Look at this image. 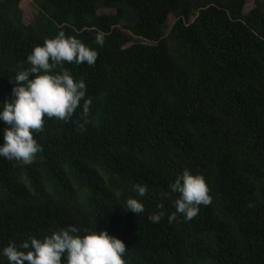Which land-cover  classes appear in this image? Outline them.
<instances>
[{"label": "trees", "instance_id": "trees-1", "mask_svg": "<svg viewBox=\"0 0 264 264\" xmlns=\"http://www.w3.org/2000/svg\"><path fill=\"white\" fill-rule=\"evenodd\" d=\"M21 2L0 0V103L59 31L98 58L64 64L92 98L84 130L45 116L32 164L0 157V249L73 224L121 239L126 264H264V0H33L28 24ZM184 168L212 203L169 223Z\"/></svg>", "mask_w": 264, "mask_h": 264}, {"label": "clouds", "instance_id": "clouds-1", "mask_svg": "<svg viewBox=\"0 0 264 264\" xmlns=\"http://www.w3.org/2000/svg\"><path fill=\"white\" fill-rule=\"evenodd\" d=\"M95 43L103 46L105 35L98 32ZM98 51L86 46L75 36H66L59 31L54 38H46L42 45L35 46L27 55L29 68L17 71L11 99L0 103V122L4 143L0 144V157L30 165L42 145L34 138V133L44 129L46 116L60 121H75L78 130L90 122L92 98L87 96L83 78H74L72 72L64 68L65 63L94 66ZM59 69V71H58ZM31 77V78H30ZM171 193L178 194L174 200L175 211L168 216V222L177 214L185 221H192L200 211V206L212 203L210 189L202 174L193 173L189 168L176 175L169 184ZM132 190L139 196L148 193L146 184L137 183ZM127 211L135 215L144 212V204L136 198H128L124 204ZM159 212H153L148 219L158 223L164 218L163 205ZM80 230L73 224L54 229L43 238L29 236L19 245L10 243L0 249V256L8 264H126L122 258L126 245L107 231Z\"/></svg>", "mask_w": 264, "mask_h": 264}, {"label": "rangeland", "instance_id": "rangeland-1", "mask_svg": "<svg viewBox=\"0 0 264 264\" xmlns=\"http://www.w3.org/2000/svg\"><path fill=\"white\" fill-rule=\"evenodd\" d=\"M32 4H33V0H22L21 2V6L23 9V21L28 24L31 21L32 18ZM253 5V0H247V3L244 7V12H247ZM107 10H103V12ZM169 20L171 21L172 18H169Z\"/></svg>", "mask_w": 264, "mask_h": 264}]
</instances>
